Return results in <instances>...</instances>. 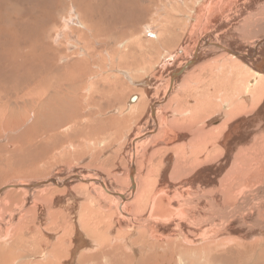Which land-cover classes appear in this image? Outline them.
<instances>
[{
  "label": "bare ground",
  "instance_id": "6f19581e",
  "mask_svg": "<svg viewBox=\"0 0 264 264\" xmlns=\"http://www.w3.org/2000/svg\"><path fill=\"white\" fill-rule=\"evenodd\" d=\"M188 1L166 0L153 37L100 48L120 88L83 81L95 50L71 35L70 76L26 92L69 117L27 145L37 175L0 185V264H264V0ZM133 42L161 54L148 74L123 64Z\"/></svg>",
  "mask_w": 264,
  "mask_h": 264
},
{
  "label": "rangeland",
  "instance_id": "374dc122",
  "mask_svg": "<svg viewBox=\"0 0 264 264\" xmlns=\"http://www.w3.org/2000/svg\"><path fill=\"white\" fill-rule=\"evenodd\" d=\"M90 2L91 3H84L83 0H0V185H2L7 179H11V177L19 176L21 171L24 172L25 168L23 167L26 166V164H28V168L32 171L33 175H37V171L33 172V167L30 165L31 163H36L33 160L34 153L30 154L26 151V148L28 147L27 145H34V143H36L33 141V137L35 133L38 134L39 128L46 125V129L50 128V133L57 120L69 117L65 116L66 114L63 113H57V111L53 109L55 106L54 103H50V105L46 104L47 107H44V102L47 100V98L45 99L46 96L41 99L42 105L40 106L39 103L37 108L35 98H33L30 93L26 92H31V90L36 87L41 90L50 85V83H53V85L56 86L63 81L65 76H70V72L75 68H72L73 64H70L67 67L65 75L63 72L65 66L62 64L67 60L61 57L63 54L69 53L73 48L72 45H69L72 38L71 35L76 39V47H84L85 49H88L89 52L92 50L96 51H94L95 60L92 62L88 59L90 62L87 63L88 65L86 64L90 69L85 66V68L88 69V80H86V78L83 81L87 82V84L90 81L103 83L106 82L103 80V77L107 78V76H109L108 81H116L120 88V80H116V76H119V74L124 75L122 72L125 73V70L119 71V74L113 73L114 70L112 71L110 69L116 66V61H113L111 64L109 60L110 68L104 69L103 72L99 74L98 66L103 68L105 65L104 63L108 62V59L103 52H112L117 45L123 47L125 41H122V39H130V37L137 36V34L143 39L153 37V27L156 24L158 26L160 25L159 23L166 21L165 19L169 16V14L164 13L163 10L165 5L166 8L169 9V4L166 0H90ZM173 2H178V0H173ZM73 3L81 8V11H83L85 15L84 18L88 22H92L89 23L90 26L96 28V35L94 38H90L88 35L82 33L77 34L84 31V29L78 24L77 16L74 15ZM159 3L162 4L156 12L155 10L159 6ZM84 4H87V7ZM177 26H181V24H177ZM71 32L75 33L72 34ZM105 34H107V38L109 37L111 39H106ZM77 40H79L80 43L82 42V44ZM101 40H104L103 43ZM96 41H99L100 43ZM110 41L112 42L110 43ZM171 41V43L169 42V46H171L169 49H172L175 46L177 38H173ZM118 42L122 43L119 44ZM153 44L154 43L142 44L143 47L136 45L135 42L128 44L125 48L126 54L124 55L126 62H123V64L126 63L125 66H128L126 68H129L130 66H132V68L141 67L144 70L146 69L148 74L151 70L150 65H154L161 60L159 59L161 54L158 55L156 53L157 48L155 49ZM20 47H22V49ZM100 48H102L101 50L103 52ZM97 53L99 55L96 56ZM51 55L56 60L53 61L52 58L49 57ZM7 58H9L8 61H6ZM44 58L46 59L44 60ZM147 58L150 60L147 61ZM54 62L58 68H54L52 71ZM89 64L91 66H89ZM95 64L97 66H95ZM77 66L81 67L80 65ZM134 73L136 76L133 75V79H141L143 76L141 70ZM124 77L122 76L123 79H126V84L131 86L133 81L127 79L128 76ZM119 78L120 76L118 79ZM118 87L117 89H119ZM112 96L114 97L115 95L112 93ZM25 97L26 99H24ZM53 98L56 100L55 97ZM133 100L135 101V99ZM69 106L72 107H68V110L67 107H65V112L67 114L71 113L73 110V105H71V103ZM34 109H38L37 116L33 114ZM49 110L53 111L55 116H52ZM109 114H111V112L106 110L103 116ZM25 129H28L30 133L28 131L24 132L23 130ZM45 131L47 132V130ZM25 133L28 134L27 137H24L25 147H19ZM54 133L56 134L58 132L55 131ZM49 139L50 137L48 140ZM60 150L62 149L60 148ZM57 154H59V151H57ZM261 258H264V254Z\"/></svg>",
  "mask_w": 264,
  "mask_h": 264
}]
</instances>
